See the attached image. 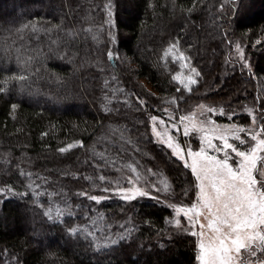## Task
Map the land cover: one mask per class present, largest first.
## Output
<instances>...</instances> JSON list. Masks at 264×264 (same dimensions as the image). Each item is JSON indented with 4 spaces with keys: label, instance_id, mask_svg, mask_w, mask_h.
<instances>
[{
    "label": "trees",
    "instance_id": "obj_1",
    "mask_svg": "<svg viewBox=\"0 0 264 264\" xmlns=\"http://www.w3.org/2000/svg\"><path fill=\"white\" fill-rule=\"evenodd\" d=\"M58 1L60 12L16 0L11 16L0 13V188L28 193L0 196V264H197L195 239L177 234L164 191L152 190L160 203L96 204L84 194L113 187L119 170L148 187L166 180L177 204L195 201L194 177L155 142L151 117L171 107L179 114L201 105L229 111L239 101L241 110L259 99L264 0ZM173 43L200 73L191 92L172 79L190 74L164 57ZM237 43L248 66L233 57ZM210 74L226 84L229 99L214 100L222 91ZM19 75L26 80L11 79ZM72 227L88 228L101 249L85 232L70 234ZM121 233L130 235L104 249L106 238Z\"/></svg>",
    "mask_w": 264,
    "mask_h": 264
},
{
    "label": "snow or ice",
    "instance_id": "obj_2",
    "mask_svg": "<svg viewBox=\"0 0 264 264\" xmlns=\"http://www.w3.org/2000/svg\"><path fill=\"white\" fill-rule=\"evenodd\" d=\"M234 6L239 7L235 4ZM32 30L36 29L33 27ZM256 43L261 44V41L257 40ZM235 48L239 54L238 59L242 62L241 66H248L241 45L237 43ZM19 51L17 49L18 62L21 59ZM169 55L174 61L181 62V68H188L190 72L188 76L182 78V75L177 73L172 79L191 92L192 85L198 83L200 73L195 67L185 64L190 57L180 51L176 43L169 45L164 52L165 58ZM108 57L110 59L113 57L111 51L108 52ZM11 79L24 81L26 76L19 75ZM4 83L7 84V80ZM4 90L0 88V91ZM15 107L16 105H13V108ZM104 110L108 112L110 109L105 107ZM207 111L216 112L217 109L209 107ZM219 112L220 115H224L223 109ZM248 113L252 124L255 125V115H252V110H248ZM228 119H232L231 114L228 115ZM151 120L153 121L152 136L170 150V155L181 161L183 167L189 169L195 179V202L188 205L172 204L169 207L175 213V218L170 223L176 228L183 227L181 217L187 221V232L195 238L194 259L197 264H264V123L258 128H246L236 123L220 124L215 120L197 122L193 117L181 116L172 127L179 133L182 125V134L185 138L193 132L198 133L199 148L193 150L191 147H182L178 137L173 136L168 129L158 130L155 123L156 116H152ZM160 124L163 125L164 121L161 120ZM79 143L83 146L82 142ZM246 144L247 147H243ZM72 147L73 145L69 144L67 148L59 150L65 152ZM129 167L132 172H136V168ZM99 179L104 181L105 177L100 176ZM114 183V187H104L103 192H112L125 202L145 197L157 203L161 202L160 196L153 194L149 187L139 186V176L128 177L127 186H122L119 181ZM161 183L164 185L163 191L167 193L169 191L167 181ZM28 187L32 188V185ZM151 188L156 193L161 191L155 184L151 185ZM27 194V192H16L11 187L0 188V196ZM32 194L36 197L40 196L34 188ZM88 199L100 203L108 197L90 195ZM44 214L49 220L53 219L52 208H48ZM62 215L63 210L57 208L55 217L59 218ZM68 231L72 235L78 231L85 232L92 238L96 249H101L94 233L88 228L72 227ZM128 235L130 233L117 234L115 238L109 236L104 240V249L118 245L126 240Z\"/></svg>",
    "mask_w": 264,
    "mask_h": 264
},
{
    "label": "rangeland",
    "instance_id": "obj_3",
    "mask_svg": "<svg viewBox=\"0 0 264 264\" xmlns=\"http://www.w3.org/2000/svg\"><path fill=\"white\" fill-rule=\"evenodd\" d=\"M15 1L16 0H0V13L2 15H4V16H11L13 14V12L15 11V9L12 8L11 5ZM35 1H38V3H41V5L42 6H45L46 8H49V7L52 6L53 7V10H51V11H53V12H60L59 7H58V4H59V1L58 0H35ZM71 16H72L71 10L66 11V17L69 18ZM242 50L244 52V49L243 48H242ZM238 56H239V54L237 53L236 48H235V53H234L233 57H236L237 58ZM122 62H124L123 58H122ZM247 65H248V63H247ZM210 79L214 81V88L215 89L219 88V91L220 92L222 91L221 94H219L220 96L218 98L215 97L214 100L215 101H221L222 102L223 100L229 99V96H227L228 94L226 93L227 90L225 89V87H226L225 85L226 84L225 85H222L221 78H219V77H215L214 78V76L212 74H210ZM144 82H141V83L145 86V89H147L148 91H151L150 87L147 84H145ZM259 86H260L259 99H257V101L247 100V103H249L250 107L248 106L246 109L238 110L239 107L242 108V106H245V104H244L245 102H241V101H239L235 105L232 104V106H231L232 108L229 109V111L227 109L224 110L223 108H221L224 111V115H220L219 110H217L216 112H208L207 111V109H208L207 107H203V108L197 107V108H194L191 112L188 111L187 113L183 112V114H179V112H175L173 110V109H175L174 107H171L170 109H168V108L163 109V111H161V113L158 114V116H156L157 117V120H156L155 123H156V125L158 127V130L163 131L164 129H168L169 132L173 136H177L178 139H179V142L181 143V146L182 147H191L193 150H198V148H199L198 133L193 132V133L190 134V136L188 138H185V137H183V134H182L183 126L181 125L180 131L178 133L177 130L172 127V125L175 122L179 121V118L181 116H190V117H193V119L195 121H197V122L204 121V120H215L214 118L216 116H221L222 119H223V121H228V122L223 123L220 120H219L220 122H218V121L215 120L217 123H220V124L236 123V124L241 125V126H244L246 128H258V123L259 122H258L257 118L260 117V114L262 113L261 111H263V113H264V78L262 79L261 85L259 84ZM248 110H252V115H255V117H256V124L255 125L252 124L251 116L249 115ZM230 114L232 115V119L231 120L228 119V115H230ZM161 120L164 121V124L163 125L160 124V121ZM263 121H264V118H263ZM150 123H151V127H152L153 121L151 120ZM242 136H244V134H242ZM245 138L247 139V137H245ZM153 139L155 140V142H157V140H156L155 137H153ZM231 142H235V141H231ZM157 143H159V142H157ZM214 143H219V141H214ZM235 143H238V142H235ZM243 147H247V144L244 145ZM73 168L74 169L78 168L77 164H74L73 165ZM115 172H118V173H115ZM112 177H113V179H115V177H117V181H119L122 186H127V179L130 176L123 174L119 170L118 171L117 170H114ZM133 178H135V177H133ZM102 182L105 183V181H102ZM145 185H146L145 178L144 179H140L139 186H145ZM77 186H78V184L76 185L75 190L82 189L81 187H77ZM114 186H115V183H114L113 187ZM163 187H164V185L161 184V186H160L161 191H163ZM69 190H72V189H69ZM149 190H153V189L151 187H149ZM163 193H164L163 194L164 197L167 194L169 195V191L167 193H165V192H163ZM90 195H98V194L96 192H92V193L90 192L87 195L84 194V196L87 199H88V196H90ZM100 195H104V196L108 197V199H105V200L101 201L100 203L105 202L107 200H111V199L120 200L119 197L115 196L112 192L105 193V192L102 191ZM168 195H167V198H166L167 201H169V202H167L168 205H172V204L181 205V204H177V202L171 201L170 199L171 198L174 199V196L168 197ZM138 199H141V198H138ZM88 200L91 201L90 199H88ZM92 202H94V201H92ZM133 202L134 201H132V202H126V203H133ZM100 203H96V204H100ZM174 218H175V213H174ZM181 223H182V226L183 227L180 228V229H178V228H176L174 226L175 229L179 231V232H177V234L182 233V234L190 235L187 232V227H188L187 221L184 220L182 217H181Z\"/></svg>",
    "mask_w": 264,
    "mask_h": 264
}]
</instances>
